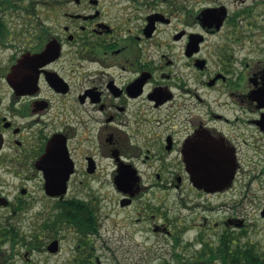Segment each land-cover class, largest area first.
<instances>
[{"label": "flooded vegetation", "instance_id": "flooded-vegetation-1", "mask_svg": "<svg viewBox=\"0 0 264 264\" xmlns=\"http://www.w3.org/2000/svg\"><path fill=\"white\" fill-rule=\"evenodd\" d=\"M209 1L0 0V264H48L66 241V264L158 256L149 241H179L167 199L236 190L246 137H264V0ZM229 158L230 185L197 186Z\"/></svg>", "mask_w": 264, "mask_h": 264}, {"label": "rangeland", "instance_id": "rangeland-1", "mask_svg": "<svg viewBox=\"0 0 264 264\" xmlns=\"http://www.w3.org/2000/svg\"><path fill=\"white\" fill-rule=\"evenodd\" d=\"M206 4L211 3L209 0H197V10ZM246 139L248 143L243 150L244 166L241 170L242 174L238 176L235 184V191L220 196H191L189 200L192 202L191 206L194 207L191 211L184 209L179 204L175 206L172 199L165 201L166 212L171 211V213L169 211L166 213V217L171 219L173 214L176 216L178 214L181 218L179 223L173 224V228L177 230V236H179V241L174 244L175 246L173 239L165 236L168 241L164 242V247H153L152 241L147 243V247H152H149L148 250L155 252L157 249L158 256L149 254L148 258L143 259L135 253L136 255L128 258V261L118 263L103 261V264H211L197 258L204 247L196 241L199 237V231L189 230L194 223H202L203 217L207 218L206 220L210 224L202 237L209 242L207 245H211L212 248L219 245L218 236L215 237L211 230L213 224L224 220V218L233 217L241 219L245 223L243 228L233 230L237 243H240L241 246L245 244L255 245L264 254V217H261L264 210V137L253 135L246 137ZM100 192L101 196H104L101 200L105 213L112 209L110 185H101ZM108 224L111 222L109 221ZM183 228L187 229L183 231ZM233 231L230 229L229 232L233 233ZM123 232L125 233V229ZM140 240V238L128 239L127 244L132 246L134 252H145L146 248L135 246ZM73 244L74 242L68 245L66 241L64 250L59 256L51 257L48 255V264H66L67 257H69L67 250ZM213 264H221V262Z\"/></svg>", "mask_w": 264, "mask_h": 264}, {"label": "trees", "instance_id": "trees-1", "mask_svg": "<svg viewBox=\"0 0 264 264\" xmlns=\"http://www.w3.org/2000/svg\"><path fill=\"white\" fill-rule=\"evenodd\" d=\"M237 238L227 233L219 241V245L212 248L204 243L202 253L197 255L200 260L211 264H264V254L255 245L237 243Z\"/></svg>", "mask_w": 264, "mask_h": 264}, {"label": "water", "instance_id": "water-1", "mask_svg": "<svg viewBox=\"0 0 264 264\" xmlns=\"http://www.w3.org/2000/svg\"><path fill=\"white\" fill-rule=\"evenodd\" d=\"M48 50V48H47ZM45 50L42 54L38 55L37 57L34 58V60L31 62V64H34L36 62V66H41L45 64L46 60H48V51ZM0 145H1V140H0ZM228 166L226 167H218V168H208L206 172L205 178H203V181H198L196 182L197 186L199 188L201 187H211V186H227L230 185L231 182L234 179L235 173H236V166L234 165L235 160L233 158H229ZM206 170V169H205ZM205 173V172H204ZM204 175V174H203ZM49 186H53L55 188L59 187V184H48ZM49 192V191H48ZM63 193V192H62ZM262 216L264 217V210L262 211ZM243 222H241L240 227L242 226ZM56 242L51 244L49 249L52 251H56Z\"/></svg>", "mask_w": 264, "mask_h": 264}]
</instances>
